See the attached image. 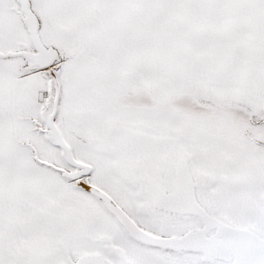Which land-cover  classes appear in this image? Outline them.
<instances>
[{"label": "rangeland", "instance_id": "1", "mask_svg": "<svg viewBox=\"0 0 264 264\" xmlns=\"http://www.w3.org/2000/svg\"><path fill=\"white\" fill-rule=\"evenodd\" d=\"M31 4L59 59L44 71L0 59V264H233L129 230L169 239L204 229L151 196V180L173 193L174 154L210 217L264 240V0ZM19 9L0 0V52L32 48ZM53 76L55 123L92 167L78 181L52 168L75 170L49 135Z\"/></svg>", "mask_w": 264, "mask_h": 264}, {"label": "water", "instance_id": "2", "mask_svg": "<svg viewBox=\"0 0 264 264\" xmlns=\"http://www.w3.org/2000/svg\"><path fill=\"white\" fill-rule=\"evenodd\" d=\"M19 4V14L21 16V19L23 21V24L29 34V37L31 39L32 48H26L18 51H8V52H0V59H10V58H22L26 62L25 71H35V70H48L54 66L56 61L59 59V52L57 49L52 47H47L40 35V20L37 14L32 9L31 0H16ZM52 80L54 82V87L56 91V96L54 100V108L52 114L47 119V126L49 128V135L50 138L54 141V143L62 148L66 155V160L68 164L73 167L74 171H67L62 168H58L55 166H52V168L60 172L66 179H70L72 181H78L82 177H87L92 172V167L87 164H83L78 162L71 152L70 147L65 142L60 130L58 129L55 120L58 114L59 110V103H60V90L59 86L57 84L56 78L53 76ZM82 188L87 190L90 194L93 196L99 198L104 202V204L111 208L114 212L117 211L115 209V204L113 200L103 191L97 189V188H90L83 184L80 185ZM205 213V217L210 218V216L206 213V211H203ZM220 224V227L222 232H235L238 234L241 238L245 237V240H247L246 244L243 242L240 243H229V242H221L219 239H215L216 234L211 239H207L206 235L211 229H216L218 231V228L216 226L209 227V230L207 232H199L201 236H205V240L199 243L191 242L188 238H175V239H157L147 236L146 234H143L139 230L134 231L140 235L141 240L143 242H146L148 244L163 247L165 246H178L179 250H185V251H196V252H202L204 253L205 250H208L210 248H221L227 251L230 256L228 258L227 262H233V264H236V261H238L239 258L243 257V253L246 251L245 247L249 246L253 250L252 256L248 257L249 262H252L253 264H264V240L261 239L259 236L253 234L250 231H241V230H235L236 228H232L229 226H226L223 224L222 221H218ZM203 234V235H202ZM193 236H196V234H192ZM249 237L250 239H247ZM199 238V237H198ZM220 245V246H219ZM223 260V259H220ZM225 261V260H223Z\"/></svg>", "mask_w": 264, "mask_h": 264}, {"label": "bare ground", "instance_id": "3", "mask_svg": "<svg viewBox=\"0 0 264 264\" xmlns=\"http://www.w3.org/2000/svg\"><path fill=\"white\" fill-rule=\"evenodd\" d=\"M172 159H173L172 165L174 164L175 170L177 172L176 173L177 179H178L173 193L171 195L166 194L163 187L162 188L158 187L159 185H157L155 183V181H153V180H151L152 182H151V184H149V188L151 191L150 192L151 196H152L155 204L157 205V207H160V208L162 207L165 210H168V211L170 210L173 213H178L181 215L182 214H186V215L192 214V215L200 216L203 218V220L205 221L204 229L197 231V232H194V233H188L183 237L188 238L191 242L199 243V242L203 241L202 239L205 240V236H201L199 234H201L203 232H207L209 230V227L216 226L218 228V231H217L218 233L216 234L215 239H219L221 242H229L232 244L237 243V242L240 244L245 242V244H246L247 240H245V237H243L240 241L241 237L238 234H236L235 232H222L221 230H223V229H221V227H220V224L218 222L219 219L212 218V217H210V218L205 217V213L203 212L205 210L197 203V201H194V198H193V195L191 192V189H193V188L190 186L193 185V183H195V182H193V180H192V175L189 171L187 158L185 156H179V155L175 157V154H174V157ZM134 229L137 231V229L134 228L133 226H131L129 228V230L132 232V234L137 239L141 240L140 235H138V233H136L134 231ZM235 230H237V229H235ZM238 230L248 231V230H243V229H238ZM199 232H201V233H199ZM192 234H196V236H193ZM255 235H257V234H255ZM149 237H151V236H149ZM169 239H175V238H169ZM247 239H250V238L247 237ZM141 241H143V240H141ZM162 248L179 250L178 246H165V245H163ZM245 248H246L245 249L246 251L242 254L243 257L239 258L238 261H236V264H253L254 263L252 259H248V257L252 256L253 250L249 246H247ZM194 252H196V251H194ZM229 256H230V254L221 248H216V249L210 248V249L204 251V259L210 260V261H217V260L223 259L227 262ZM249 260H252L253 263L249 262ZM87 262H90V263L91 262H97V259L93 260V258L92 259L89 258V260L87 259ZM97 264H99V263H97Z\"/></svg>", "mask_w": 264, "mask_h": 264}, {"label": "crops", "instance_id": "4", "mask_svg": "<svg viewBox=\"0 0 264 264\" xmlns=\"http://www.w3.org/2000/svg\"><path fill=\"white\" fill-rule=\"evenodd\" d=\"M10 50V49H9Z\"/></svg>", "mask_w": 264, "mask_h": 264}]
</instances>
